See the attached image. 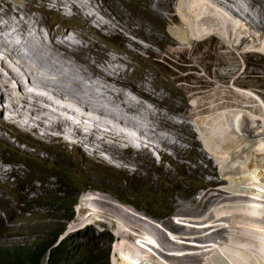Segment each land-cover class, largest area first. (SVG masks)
Instances as JSON below:
<instances>
[{
    "label": "rangeland",
    "instance_id": "374dc122",
    "mask_svg": "<svg viewBox=\"0 0 264 264\" xmlns=\"http://www.w3.org/2000/svg\"><path fill=\"white\" fill-rule=\"evenodd\" d=\"M6 1L20 6L21 9H28L26 11L28 15L25 14V19L30 20L31 23L33 21L30 16L38 15L40 18L42 17L40 23L43 24L44 28L50 29L52 33L58 30L68 31L73 36L72 38L75 39L74 42L77 45L81 44V48L78 49L77 53L84 57H91L89 59L96 63L97 71L104 72L106 67V70L112 67L114 70H118L117 72H121L120 78L122 81L119 87L122 88L117 89L130 93L131 86H133L136 91L138 90L146 96L155 92L156 97L161 99L162 106H158L154 110H162L164 112L161 111L162 114H166L171 118L174 117V119L177 118L181 122L183 120L189 126L173 128L165 125L163 127V124H161L157 128L158 132L166 136L169 135L168 137L175 141L177 146L169 143L164 144L163 142H161L163 144H160L154 138L152 139V136L144 129V136L152 147V151L149 152L152 153L150 156H145L136 142V147H132L125 141L116 142L111 138H108V144L111 145L110 148L99 149L101 151L95 153L92 147H90V150L81 141L76 142L75 145L73 141L69 142L75 134L73 136L64 135L61 130L65 129V125L59 122H52L50 116L45 118L48 124H52L53 129H50V137L44 138L42 135L43 130L37 129L38 131H36V127L29 129V122L34 123L35 126L37 123L36 119L27 112L29 117L28 127L25 128L12 120L15 124H8V129L0 130V144L5 147H0V156L2 158V154H5L8 158V172L10 173L9 178H11L9 180L0 175V203L3 205L2 208L6 209V211H3L0 208V226L3 224L9 225V217H14L13 222L15 225L24 223L28 216L26 210L31 209L38 216L54 214V220L58 222L62 218L60 224H62L63 230L66 222L72 220H65L63 216L67 215L68 218H71L70 214L73 216V213L69 214L71 204L74 202L73 199L78 201L79 194L83 191H95L97 197L108 199L115 206L129 209L133 213L137 212V214L150 220H156L157 218L164 221H170V219H164L165 214L174 212L173 215H175L178 212L175 211V208H178L176 203L175 207L172 204L173 200H182L185 203L189 201L187 209L191 212L196 209L198 200L203 199L206 203L198 208L199 212L186 214L196 218L207 216L214 218L212 227L213 229L216 227L215 234L219 237H222V235L228 236L226 240L208 238L212 236V231L208 234L209 236L207 235L204 238L206 243L217 241L220 247L225 250H235V247L240 246L238 249L240 254L238 256L242 257L244 255V262L237 264H264V227L254 225L255 222L250 224L252 220L264 222V205L261 204H264V189L256 191L258 194H251L261 196L259 197L261 203L250 204L251 207L249 208L253 209H245L244 207H238L239 205H234L237 204L233 203L234 201L242 200L241 202H247L251 195L242 193V197L240 195L239 197L228 190V181L223 180L222 177L224 176L221 172L223 165L217 155L215 156L209 148L207 142H205L206 139L196 133L197 127L195 125L208 117L210 122L217 124L223 119L220 120L217 116L210 115L211 111L219 113L233 106L250 111L249 115L251 114L256 121L262 122L264 120V110L262 111L261 107L255 104L249 94L253 92L261 96L260 98L264 105V49L260 41L264 39V0H218L223 7L240 16L244 22L246 21L245 23L253 31H260L257 34L260 39L257 41L260 43V46L258 45L260 49L257 46L251 47L253 48L251 49L249 45L242 44V48H247L248 46L251 49H245L246 51L242 53L237 52L230 44L218 36L221 35L224 29L218 26L212 27L210 23L208 24V21L210 22V16L208 15L210 14L197 4L198 1L82 0L85 2L84 4L92 2L91 5L87 6L88 8L85 9V12L90 14L91 11V15L93 13L96 15L95 21L92 20L91 24L88 25H84L83 21L73 17V11L69 7L68 10H65L67 11L65 13L71 16L65 17L58 14L57 10L51 7L52 4L42 5L41 0H37L35 8H32L33 0H21L24 4L19 3L18 0ZM3 7H0V9ZM181 8L188 10L190 14H195V18H199V20H196L195 23L184 21L182 14L179 13ZM10 16L12 17L11 19H14L13 14H9ZM227 17L233 23L237 21L228 15ZM3 18V22L9 19L5 16ZM189 18L192 19V17ZM98 20L100 21L98 22ZM0 23L2 22L0 21ZM216 23L218 22L215 21L213 24ZM3 33L5 34L6 32ZM228 34H232L233 37L238 36L233 32H228ZM253 35L256 37L255 34ZM66 39L61 40L66 41ZM84 44L89 45L88 50ZM86 52L88 56L85 54ZM3 59L4 57H1V60ZM33 59L36 60V58ZM2 69L5 73L6 69L4 67ZM93 74L95 72L90 74L89 81L85 80L90 85L85 82L84 85H96L97 88L99 87V89L96 88L97 92L106 93L107 89L104 86H107L105 84L108 81L102 80L100 81L102 84H100L98 80L100 76ZM3 75L6 77V74ZM77 75L83 79L80 71ZM13 83L15 84L16 82L13 81ZM124 84L129 85L124 86ZM111 85L113 84L109 86ZM28 88V86L19 85L16 90L19 89L22 92L23 89L28 90ZM245 90H248L249 93L243 94L242 92ZM25 95L29 100H34L33 96L26 93ZM137 97H140V95ZM143 98L146 101L148 100L145 97ZM147 103H150L149 100ZM42 104L47 111L55 114L58 112L51 106V103L42 101ZM191 106L196 107L193 108ZM140 112L141 114L144 112L145 120L148 119L147 121H149H146V123L149 124L151 122L149 120L150 114L148 112L145 113V109H140ZM59 113L64 115L62 111ZM177 113L185 117L182 119L177 116ZM8 116V113H4L3 118L0 113V123L9 122ZM71 116L75 121H79L75 115L71 114ZM21 123L24 122L21 121ZM244 124L247 128L252 126L250 121L244 122ZM86 125L77 124L79 128L91 129L90 124ZM154 125L158 126L157 124ZM9 129L15 132L13 133ZM132 129L136 132L140 130L134 127ZM201 129H203V126H201ZM69 130H72L71 127H69ZM115 130L121 132L118 124L115 125ZM223 131L227 133L228 129L224 128ZM259 131L263 132V129H259ZM95 132L94 129L91 131L94 134V138L96 136L98 141L102 140L101 134L97 132L100 134L99 136ZM36 135H40V137ZM60 136H65L69 140L65 143ZM134 137L137 138V134H134ZM183 139H186V143L182 142V145L178 146V143H181L179 141ZM131 140L134 139L132 138ZM131 140L130 142L132 143ZM220 145H225V142ZM182 147L185 148L183 149ZM243 153L245 152L241 153L242 157L237 161L239 164H242L244 157L248 156V154L245 155ZM103 156L109 158L117 168L109 167L107 163H110V161H105ZM230 157L228 156V158ZM204 167L215 169L212 172L205 173L202 171ZM169 170L175 174H172ZM63 177L66 180H63ZM36 178H41L42 183L36 181ZM202 184L212 188L207 189V187H204L202 190L195 188ZM193 188H195L194 191ZM219 191V194H224V196L222 195L224 199L217 196L222 201L214 204L207 202L210 196ZM226 195L227 197L225 198ZM183 196L186 198H182ZM193 197L198 200L193 199ZM246 197H248L247 200H245ZM225 203H229L230 206L225 205ZM7 205L8 207H6ZM103 205L107 209V205L105 203ZM219 206L222 209L215 211ZM102 211L108 212L106 210ZM180 211L183 210L181 209ZM220 215L223 216V219H226V223L215 221ZM79 217L80 214L75 213L74 218L77 219ZM231 218L234 222H231L228 226V221ZM75 219L71 221L72 223L70 222L71 227L74 228L73 231L84 225H82V221L76 223ZM56 221L52 222L51 226L59 229L55 224ZM153 222L156 223L155 221ZM216 224L219 225L214 226ZM107 226H104V228ZM176 229L181 231L184 227H176ZM222 231L224 233H221ZM85 232L88 238L92 239L90 250L95 252L99 250V246H109V243L114 239L111 233L101 235L99 231L98 235L93 238L90 231ZM0 233L6 235L0 237V257H2L1 252L6 247L10 248L15 243V239L25 237V231L14 232L13 230L4 229ZM79 238L80 240L82 239L81 233H79L78 237L70 239V242L75 244L76 249L79 248L76 245ZM214 244L216 245V242ZM81 248H85V243H82ZM61 249L66 255L67 249L64 246H61ZM217 249L212 248L204 253L197 252L200 260H203L202 262H204V258L207 255H210L209 260L212 261V263H206L205 261L201 264H215L216 255L214 254ZM247 253H251L250 255L252 256H249L248 261H246ZM190 257L191 255L183 257L179 261L176 260V263L200 264L195 259L193 260L194 262H191L188 259ZM71 261L74 264H79L74 256ZM100 261L101 264L114 263L111 251L109 252L108 260L105 256H102ZM115 263L121 264L120 262Z\"/></svg>",
    "mask_w": 264,
    "mask_h": 264
},
{
    "label": "bare ground",
    "instance_id": "6f19581e",
    "mask_svg": "<svg viewBox=\"0 0 264 264\" xmlns=\"http://www.w3.org/2000/svg\"><path fill=\"white\" fill-rule=\"evenodd\" d=\"M18 1L19 3L24 4L21 0ZM193 1L194 2L198 1L197 4L202 9L204 10L207 9L208 10L207 12L211 13V15H208L210 16L209 17L210 22L208 21V24L210 23L212 27L218 26L219 28L224 29L221 35L224 34L228 38V40L231 42V47L237 50V52L242 53L243 51H246L245 49L251 50L253 49L251 47L254 46L259 47L255 43L254 39L250 40L247 37L243 38V36H251L249 34L250 32L254 33L257 37V34H259L260 32V31L259 32L253 31L248 26V24L245 23L246 21L244 22V20L242 19L243 21L237 20L235 23H233L227 17V15L221 11L220 8L211 5L208 2V0H193ZM33 2L34 3H32V8H35L36 7L35 4L37 0H33ZM40 2L42 5L52 4L51 7L56 9L58 14L63 15L65 17L71 16L70 14L65 13L67 12L65 10H68V7L69 9L71 8V10L73 11L72 14L73 17H76L79 20L83 21L84 25L91 24L92 20H94L96 17L94 13L91 15V11L90 14L85 12V9L88 8L87 6H89V4L91 5L92 2L89 3L86 2L87 5L84 4L85 2H83L82 0H41ZM2 6L4 7L0 9V15H1L0 21L2 22L0 23V31H2L0 32V54H1L0 60L1 57H4V59L0 61V113L1 115H3V118H4V113L5 112L8 113L9 116L7 119L9 120V122L0 123V130L8 129V124L9 125L15 124L13 121L17 122L19 125L20 124L23 125V123H21V121H23L24 127L25 128L28 127V122H29L28 119L29 117L27 116V112H28L31 116H33L36 119L37 125L35 130L36 131H38L37 129L43 130L42 135L44 136V138L50 137L51 134L50 129H53L52 124H48V122L45 121V118H47V116H50L51 118L50 120H52L53 118L55 121L57 120L55 119V113L47 111L46 107L42 104V101L43 102L47 101L48 103L52 104L50 105L54 109H56V111H58L60 108V110L64 114L75 115L79 119L80 125L82 126H87L86 124L91 125V129L89 128V130L88 128L86 130L83 128H79L77 125H72L71 126L72 130L62 129L61 131L65 133L67 136H73L75 134L73 139H70L69 142L73 141V144L75 145L76 142L81 141V143L83 142L86 144L87 148L90 149V147H92V150L95 153L100 152L101 150L99 149H105L107 147L110 148L111 145L108 144V138H111L116 142L125 141V143H127L128 145L132 147H136L135 145L133 146L130 143V140L133 138L140 147V149L144 152L145 156H150L152 153L149 152L152 151V147L151 145H149V142L144 136L145 133L144 129L147 131L148 134L152 136V139L154 138L160 144L169 143L170 145L172 144L177 146L176 145L177 143H175V141H172V139L168 137L169 136L168 134H167L168 136H166L165 134L158 132L157 128L161 126V124H163V127L165 125L166 127H173V128H177L178 126L186 127L189 126V124L187 125L186 122L183 120L181 122V120L177 118L176 120L174 119V117L171 118L170 116L168 117L166 114H162L161 113L162 110H154L158 106L160 107L162 106L161 99L156 97V95L154 94L155 92L149 93L148 96H146L140 93L138 90L136 91L133 86H131V90H130L131 92L129 91L130 93H127L128 91L125 92L124 90L120 91V89L122 88L119 87L122 81V79L120 78L121 72H117L118 70L116 71V69L114 70L112 67L109 70H106L107 69L106 67V69H104V72L97 71L96 63H94L91 59H89L91 57L88 56L87 52L85 54L88 57H84L81 54L77 53L78 49L81 48V44L77 45L74 42L75 39L72 38L73 36L68 31L58 30L52 33L50 29L44 28L43 24L40 23L42 17L40 18V16L38 15L30 16L32 18L33 23H31L30 20L25 19V14H27L26 11L28 9L26 10L21 9L20 6H16L12 2H7L6 0H0V7ZM179 13L182 14L181 16H183V20L186 22L195 23L196 20H199V18H195V14H190L188 10H184V8H181ZM9 14H13L14 19H11L12 17L11 16L9 17ZM4 16L9 18L6 22H3ZM189 17H192V19H190ZM99 21L100 20H98V22ZM215 21L218 23L213 24L215 23ZM224 23L227 24L230 23L228 25L234 26L232 32L237 34L238 37L242 38L240 40V44L237 43V40L235 38L236 36L233 37L232 34L227 33L226 28H229V26L227 24L224 25ZM211 26L210 28L212 29ZM3 32L6 33L4 34ZM227 34L229 37L227 36ZM65 38H67L66 41L61 40ZM86 39L88 38L86 37ZM231 40L232 41L236 40V41L232 43ZM260 41L262 42L261 44L264 45V39L263 40L261 39ZM242 44L249 45L251 49L248 48V46L247 48H242ZM84 46L88 50L89 45L84 44ZM24 49H26L27 51ZM258 49H260V47ZM33 58H36L37 61ZM15 66L17 67L16 69ZM2 67L6 69L5 73ZM79 71L81 72L83 79L77 75ZM92 72L93 73L95 72V74L93 75L100 76V78L97 77L100 84H102L100 82L102 80L108 81L109 85L113 84L111 86H109L108 83L105 84L107 85L104 86L107 89L106 93L97 92V89H99V87L97 88L96 85L88 86L90 84L87 81H89L88 78L91 77L90 74ZM3 74H6V77H4ZM86 79L87 81L85 82ZM123 80L125 79L123 78ZM13 81H15L16 83L14 84ZM84 82L86 84L88 83V85L85 86ZM19 85H24L26 87L28 86L29 88H31V90H29V88L28 90L23 89L24 91L22 90V92L19 89L16 90L19 87ZM60 85L62 86V88H60L61 87ZM126 85L128 86L129 84H124V86ZM246 92L249 93L248 90H245L242 93L246 94ZM25 93L33 96L34 100H29L25 95ZM136 95L137 96L140 95V97H137ZM143 97L147 98L150 103L148 104L147 103L148 100L147 101L144 100ZM260 101L261 103H263L262 99H260ZM4 103L6 104L3 105ZM191 107L194 108L196 106H191ZM140 109H145L146 110L145 113L148 112L150 114L149 120L151 122L149 124L152 125L146 123L148 119L145 120L144 118L145 114L144 112H143L144 115L141 114ZM249 113L250 111L248 112L239 107L233 106L225 110H222L219 113L211 111L210 115L212 116L215 115V117L217 116L218 119L220 120L223 119L221 120V122H218L217 124L216 123L214 124V122L213 123L210 122L208 119L209 117L195 124L196 127L200 128L199 136L206 139L205 142H207L209 148L212 150L215 156L217 155L220 163L223 165V168L221 169V172L224 175L222 176L223 180L228 181L227 183L228 190L230 192H234L236 196L237 195L241 196L242 193L243 194L246 193L250 196L251 194H258V192L256 191L264 189V122H263L264 120L262 122H259V120L256 121L251 114L249 115ZM177 116L181 117L182 119L185 117L184 115L178 113ZM247 121H250L252 123V126H250V128H247L244 124V122ZM116 124H118L119 127L121 128V132H117L115 130ZM154 124H157L158 126ZM201 126H203V129H201ZM33 127L34 125L32 127H29V129H32ZM133 127L139 128L142 131L138 130L139 132H136L132 129ZM224 128L228 129L227 133L223 131ZM93 129L96 131L95 133L99 132L101 134L102 140L98 141V139H96L98 137L96 136L94 138V134L91 133ZM259 129H263V132L261 131L262 132L261 133ZM9 131L13 133L15 132L10 129ZM100 134L97 133V135L99 136ZM134 134H137V138L134 137ZM171 136L173 137V135ZM37 137H40V135ZM185 140L183 139L179 141L181 143H178L179 144L178 146H180V144L182 145V142L186 143ZM222 142H225V145L223 146L220 145ZM182 148L184 149L185 147ZM242 152H245L243 154L245 155L248 154V156L244 157V159L242 160V164H239L237 163V161L239 158L242 157L241 156ZM116 153L118 152L116 151ZM228 156L231 157L228 158ZM213 169L215 168L204 167L202 171L205 173L206 172L209 173L212 172ZM170 172L172 174H175L173 171ZM247 182L249 183V185ZM198 187L199 185L196 186L195 188ZM195 188H193V191ZM219 193L220 191L215 192L214 195L210 196L207 202L214 204L216 202L222 201L220 199L223 198L224 194L222 193L223 195L222 196ZM217 196H220L221 198L219 197L220 199H218ZM226 197L227 195L225 196V198ZM182 198H186V197L183 196ZM88 199H93V201L97 204L100 210L109 211L118 218H121L125 222L126 224L125 227L129 231L135 233V231L139 232L142 229H147L152 234H154L163 245H168L169 241L167 236L164 234L163 231L160 230L164 225L170 227V229H174L171 221H164L157 219L159 224L161 225L160 226L147 217H142L137 213L131 212L129 209H124L113 205L112 202L108 201V199L106 200L103 197H94V198L89 197ZM193 199L198 200L195 197H193ZM247 199L248 197H246L245 200ZM258 200L259 199L257 197H252V201L245 203L253 204L256 203ZM103 203L107 205V209L105 208ZM175 203L178 206V208H175V211H178L180 215L192 216L186 213L195 214L194 212H199L200 210L198 208L205 205L206 202H204L203 199L198 200L196 209L191 212L187 209V205L189 201L185 203L182 200H178V201L173 200L172 204L174 205V207H175ZM233 203H237V201H234ZM80 204L82 205V202ZM181 209L183 211H180ZM221 209L222 207L219 206L218 209H215V211ZM79 219L80 218H78L77 221ZM215 221L216 222L221 221L226 223V220H224L223 216L221 215L218 216V218H216ZM228 222L229 223L227 225L229 226L230 223L234 221L231 218V220ZM252 223H254V225L264 227V222L252 220L250 224ZM218 225L219 224H216L214 226H218ZM215 229L216 227L212 232V236L208 238H219L224 240L228 238V236L225 235H222V237L217 236L215 234L216 231ZM221 233L224 232L222 231ZM208 234L204 235L203 237L206 238ZM215 246L216 247L219 246L218 249L221 248L220 251L216 253L217 255L215 257L216 260L215 264H237L240 262H244L243 259L244 255H242V257L238 256L240 254L238 252L240 246L235 247V250L234 249L225 250L223 247H220L219 244H216ZM250 254L251 253H247L246 261H248L249 256H251ZM119 255H120L119 262L121 264H125L124 259L131 260V264H169L166 262H159V260L156 257H154V260L156 262H153L150 257L141 254L140 249L138 247L128 242L120 245ZM158 255L164 260L166 259L177 260V261L181 260L180 258H174L167 254H163L161 252H158ZM188 259H190L191 262H194L193 261L194 259L195 261L197 260V262H201L200 256H198L197 253H195ZM209 259L210 258L207 259L206 263H212V261H210ZM113 264L116 263L114 262Z\"/></svg>",
    "mask_w": 264,
    "mask_h": 264
},
{
    "label": "clouds",
    "instance_id": "9594fccd",
    "mask_svg": "<svg viewBox=\"0 0 264 264\" xmlns=\"http://www.w3.org/2000/svg\"><path fill=\"white\" fill-rule=\"evenodd\" d=\"M208 2L217 7L220 8L223 13L228 15L229 17L241 20L240 16L236 15L235 13L231 12L230 10L226 9L222 6V3L218 0H208ZM207 10V9H206ZM208 11V10H207ZM215 12V11H214ZM210 13V12H209ZM211 15V13H210ZM227 23H224V25ZM228 25V24H227ZM230 29L226 28L227 33H232L231 29L234 27L233 25H228ZM254 34V33H249ZM215 35V34H213ZM224 35V34H223ZM218 35L223 40H225L228 44L231 45V42L228 40L226 36ZM228 36V34H227ZM229 37V36H228ZM249 38L250 40L254 39L255 43L260 46V43L257 41L259 40L258 37H255L254 35L251 36H243ZM241 37H236L237 43L240 44ZM235 40V41H236ZM232 41V40H231ZM235 41H232L235 42ZM263 45V44H262ZM264 49V45H263ZM250 97L254 100L255 104L259 105L264 110V105L260 101V97L251 92L249 93ZM258 97V98H257ZM58 111H61L60 108ZM6 113V112H5ZM54 118L51 120L52 122H61L63 125H65V129H69L72 125L79 124V121H75V119L71 116V114H60L59 112H56ZM34 123L29 122V127H32ZM24 126V123H23ZM36 126L34 125L33 128ZM196 133L199 135L200 128L197 127ZM64 135H66L64 133ZM61 140L66 143L68 138L65 136L61 137ZM133 145L135 144L134 140H131ZM1 148H5L4 145L0 144ZM139 147V146H138ZM2 158L0 156V175L2 177H6L7 179L11 180L9 178L10 173L8 172V158L5 154H2ZM212 155V154H211ZM103 159L105 161H110V163H107L109 167L111 168H117L115 164L109 159L103 156ZM62 160V159H61ZM65 165V164H64ZM67 168V167H66ZM120 172V171H119ZM63 180H66L65 177H63ZM36 181L42 183L41 178H36ZM215 186V185H211ZM204 187H209L206 184H202L198 187L199 190H202ZM89 197L94 198L96 196V192L94 191H83L79 194L78 201L75 199L74 202L71 204L70 213H73L71 215V218H68L67 215L63 216L65 220L73 221L75 213L80 214V219L77 221L75 219L76 223H79L82 221L83 227L76 228L75 231H73L74 228L71 227V221H67L65 224L64 229L62 230V224H60V221L54 220L55 215L49 214L45 216H38L35 215V211L31 209H27L26 213L28 216L26 217L24 223H20L19 225H15L13 222L14 217H9V225H1L0 231L4 229L13 230L14 232L17 231H25V237L22 239H15V243L9 248L6 247L2 252L0 257V264H37V253L46 248V251L44 252V255L40 258L39 264H47L50 251L51 249L55 247L64 246L67 249L66 255H64V260L66 264H74L71 261L73 259V256L77 259L79 264H101L100 258L102 256H105L108 260L109 252L111 251V256L114 262H119V252H120V245L128 242L134 244L136 247L140 249V253L150 257L153 262H156L154 260V257H156L159 262H166L169 264H177L176 260H164L158 255V252H161L163 254H167L174 258H180L186 256H192L197 252L204 253L206 251H209L212 248H218L214 247L215 242L216 244H219L217 241H213L212 243H206V240H204V235L214 231L212 225H213V219L210 217H187L182 216L180 214L173 213H167L164 215V219H170L172 222V225L174 229H170V227L164 225L162 226L161 230L164 232V234L168 238V245H163L158 238L152 234L147 229H142L139 232L135 231V233L129 231L125 227V222L121 219L112 214L111 212H103L100 210V208L97 206V204L93 201V199H88ZM252 197H257L259 200L257 202H260L261 199L258 195H251L250 199L247 200V202L252 201ZM110 201V200H109ZM242 201V200H241ZM237 201L238 207H244L245 209H253L249 208L251 207L250 204H247L245 202ZM254 201V200H253ZM256 201V200H255ZM82 202V205L80 204ZM261 203V202H260ZM264 205L263 203H261ZM225 205H229V203H225ZM2 203H0V208L3 209V211H6L5 208H2ZM8 207V205L6 206ZM73 208V210H72ZM137 213V212H136ZM10 216V214H9ZM143 217V216H142ZM52 218V219H51ZM225 219V218H224ZM226 220V219H225ZM55 222L57 229L54 226H51L52 222ZM74 221V222H75ZM155 221L158 225H160L156 220ZM204 221V222H203ZM71 222V223H70ZM203 222V223H200ZM70 223L69 227L67 228V225ZM108 225V226H107ZM104 226H107L104 228ZM176 227H184L181 231L177 230ZM188 228V229H187ZM85 231L91 232V237L95 238V236L98 235L99 231L100 234L108 233L113 234L114 239L109 243V246L101 247L99 246L98 251L90 250V243L92 242L90 238L86 235ZM79 233L82 235V239H78V242L76 243L78 249H76L75 244L70 242V239L73 237H78ZM55 234V235H54ZM54 235L53 237H51ZM1 236H6L2 233H0ZM82 243H85V248L82 249L81 245ZM220 245V244H219ZM197 249V250H194ZM221 248L217 250L220 251ZM216 252V253H217ZM214 255H217V254ZM198 254V253H197ZM207 261L208 258H210L208 255L205 256ZM122 259V258H121ZM203 260H201L200 264ZM125 264H131V260L124 259ZM203 262V263H204ZM113 264V263H112Z\"/></svg>",
    "mask_w": 264,
    "mask_h": 264
},
{
    "label": "trees",
    "instance_id": "16d2710c",
    "mask_svg": "<svg viewBox=\"0 0 264 264\" xmlns=\"http://www.w3.org/2000/svg\"><path fill=\"white\" fill-rule=\"evenodd\" d=\"M46 251V248L40 250L36 257L37 264H39L40 258L44 255V252ZM47 264H66L64 260V252L60 247H55L51 249L49 259Z\"/></svg>",
    "mask_w": 264,
    "mask_h": 264
}]
</instances>
